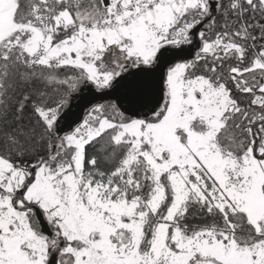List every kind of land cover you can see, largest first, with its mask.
I'll use <instances>...</instances> for the list:
<instances>
[{"label": "snow or ice", "instance_id": "1", "mask_svg": "<svg viewBox=\"0 0 264 264\" xmlns=\"http://www.w3.org/2000/svg\"><path fill=\"white\" fill-rule=\"evenodd\" d=\"M0 264H264V0H0Z\"/></svg>", "mask_w": 264, "mask_h": 264}]
</instances>
